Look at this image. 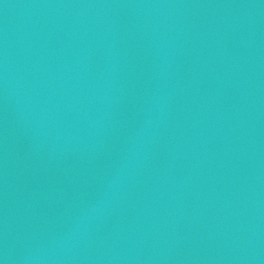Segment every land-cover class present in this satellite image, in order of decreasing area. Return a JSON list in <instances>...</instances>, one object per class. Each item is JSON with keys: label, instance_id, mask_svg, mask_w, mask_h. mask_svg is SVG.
I'll list each match as a JSON object with an SVG mask.
<instances>
[{"label": "water", "instance_id": "obj_1", "mask_svg": "<svg viewBox=\"0 0 264 264\" xmlns=\"http://www.w3.org/2000/svg\"><path fill=\"white\" fill-rule=\"evenodd\" d=\"M0 264H264V0H0Z\"/></svg>", "mask_w": 264, "mask_h": 264}]
</instances>
